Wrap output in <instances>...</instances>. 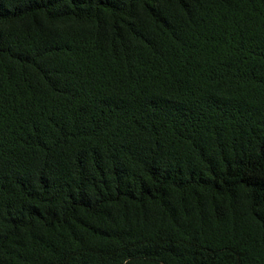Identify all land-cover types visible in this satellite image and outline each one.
<instances>
[{
    "label": "trees",
    "instance_id": "trees-1",
    "mask_svg": "<svg viewBox=\"0 0 264 264\" xmlns=\"http://www.w3.org/2000/svg\"><path fill=\"white\" fill-rule=\"evenodd\" d=\"M0 264H264V0H0Z\"/></svg>",
    "mask_w": 264,
    "mask_h": 264
}]
</instances>
